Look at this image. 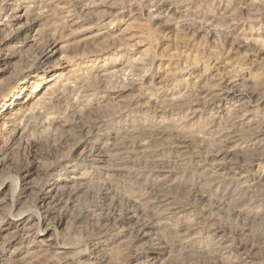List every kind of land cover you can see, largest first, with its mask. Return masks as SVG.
<instances>
[{"label":"rangeland","instance_id":"374dc122","mask_svg":"<svg viewBox=\"0 0 264 264\" xmlns=\"http://www.w3.org/2000/svg\"><path fill=\"white\" fill-rule=\"evenodd\" d=\"M34 1L26 0L22 3V6L36 3L38 0ZM230 1L231 0H200L194 5L193 9L186 14H181L175 19L170 20L169 25L165 26L164 29L161 25H163V22L168 21L166 18L160 20L154 19L151 22L145 23L137 20L147 25V28L155 35L153 45L150 48L152 58L167 52L168 44H172L176 47L174 53L181 58L177 63L181 65L186 61L192 66L190 70L191 76H186L187 80L180 75H174L165 81L163 91H160L161 95L157 97L158 103H148L152 100V95L156 94L153 89L159 87L158 81H161L168 73L174 72L165 64H161V71L155 76V80L149 81L145 85L143 89L145 94L143 93V96H139L137 92L136 97L135 93H129L123 94L116 99L110 98L109 100L99 101L100 97L104 95L103 90L106 87H114V85L117 87L119 86L112 81H103L100 78L90 81L88 77L92 74H94V76L100 74L95 73L92 67H105L108 62L112 59L116 60L119 56L114 55L115 51H112V53L109 54V58L104 56L99 64H96L98 61L93 63L86 62V56H84L83 53L98 48L100 46L99 43L103 41L102 39L98 41H87L86 39L103 29H107L108 31L112 29L110 31L113 37L118 38V34L126 27L129 17L134 11L131 7H126L120 12L119 16L113 19L111 23L104 25L103 28L98 24L96 27H99V29L86 30L93 27V24L98 21L103 12L101 8L90 6L89 10L91 11L87 15H82V11H79L77 17L80 19V23L76 26H71L69 24L68 26L65 17L71 10H60V8L54 4L57 3L58 0H53L51 2L48 0L39 1L37 6H40L41 3L44 5L49 3L50 5L41 7L43 8L42 10L38 8L36 11L37 14H41L43 22L37 28V30H39V36L36 35L37 40L35 44L32 47H20V42L24 41V37H21L13 46L8 48L2 47V44H0V69L8 70L6 84L2 88L3 90H0V111H2V105L6 103L5 99H11V96L15 94L19 88L24 86V84H21L22 82L34 81L41 83L36 78L31 80V77L33 75H37V77L40 76V79L44 77V84L34 93V85L27 84L30 87L27 95L31 94L32 96L24 97L27 103L23 105L24 108L22 110L18 111L20 115L16 119L17 123L23 121L22 128L24 129L21 130L18 136H13L15 138H11V133L9 132H5L0 137V264H25L30 257L28 256L29 252L31 253L33 250L38 249H32L33 245L43 240L46 242L54 231L53 237L56 239L59 246L70 245L73 247L68 250V252L73 255L71 256L73 259L70 258L69 261H66L63 257L60 258L56 256L53 257L50 264H78L77 262L79 260L81 262L90 259H92L90 261L94 264H149V260L152 256H156L157 258L151 261L150 264H228L221 260L216 253L208 252V245L204 246L203 242L189 251L182 250L175 239L174 233L172 234L167 224L158 226L153 230V234L150 238L138 242H135L134 237L129 233H126V236L120 240L115 239L117 236L114 231L104 230L101 226L102 216L105 212H108L109 207L113 203V197L111 196L110 198L99 201L101 186L97 185L95 181L89 183V187H81L76 202L71 205V209L67 213H62V211L59 210L53 211L49 215V218L44 222V226L41 227L45 233L43 232L40 234V228L37 226L33 227V224H36L38 219L35 211L43 213L44 210L41 209L43 208L42 206L46 207L52 202V199L42 198L44 190L49 183L54 181L58 182L68 175L71 176L73 174L72 171L77 169L81 174L92 173V171H94L93 165L98 166L102 164H100V162H87L83 160V158H80V153L83 148L80 149L78 145L81 141L97 138L101 132H108L111 136L117 134V136H120V139H129L131 135L128 132L131 128L138 127L140 122H144L145 124L153 122L151 118H148V121H146L147 117L142 118L145 116L144 113H156V110H160L162 114L166 113L165 119L168 120L169 124L163 128L165 134L161 137H155L154 140L149 141L140 149L136 141H122L124 143V154L122 157L128 159L138 158L140 163L150 166H168L173 170V174L170 176L159 175V169L155 168L154 172H156V175L153 177L148 176V171L142 173L140 177L136 174L131 178H128L127 175H121L119 179L123 186H121L117 196L118 200L116 203L114 202V205L121 208L123 206H130L134 201L147 200V197L159 191L168 197L175 198L173 199L174 203L175 200L178 202L179 199L182 205L192 203L191 200H188V198L191 199L189 191L195 186L196 181H198L196 178V169L198 163L202 161V154H199L196 148L204 141L206 131L201 133L204 131L202 122H204L205 118L210 114H208V112L202 115V117H193L197 109L194 108L189 112L181 114V116L175 117L173 114L168 113L169 111L166 110V107L187 101L188 94L178 100H176V97H181L186 87L192 85V83L200 78L204 71L202 64L205 66L209 64L214 65L213 63H215V61L221 63L228 61L230 64L233 63L232 66H236L235 71H241V75L243 76L240 85H244V87H259L260 91L262 90L261 92H264V59L259 60L251 70H246L248 61H244L245 57L243 56H245L248 50L236 49L234 40L237 35L229 32V23L231 21L228 18L222 20L217 18L212 21L210 18L208 20L212 21L214 27L206 30L202 26V22L204 23L207 21L208 14H212L213 18H215L213 12L217 9L216 14L223 13L226 5L231 3ZM3 3L4 0H0V5ZM237 3H239V5ZM240 3L241 0L235 2L237 8L240 7ZM86 4H90V2ZM17 8L18 5L12 6L9 12L17 10ZM198 9H200V13ZM84 16H86V18H83ZM227 17H229L228 14ZM240 18H242L250 28H247V30L249 29L248 31H250L247 38H252V41L248 49L258 46L254 38L264 40V0L247 1V6L243 9ZM30 20L33 19L28 14L25 19L3 27L0 31V41L6 38L12 28L25 24ZM55 31H57V38L60 44L47 50L45 49V43L48 41L47 35ZM230 35L233 37H230ZM60 47H63V54L73 57V62L71 63L72 68H62L61 66L54 65L53 63L59 58L46 59V55L51 54ZM47 51L49 52L47 53ZM230 53L234 55H230ZM77 55L80 57L75 58ZM126 60L127 57L123 56V63H125ZM200 65L202 67H200ZM69 68L75 73V80H69V82L73 83L75 81V84H73L75 89L74 95H72L71 92L64 91L49 93L46 103L39 104L36 107L34 106L33 110L29 112L36 98L40 97L42 93L45 92L44 90L50 83L47 81L49 79L52 80L56 72L66 70L64 72L68 77L73 75V73H70ZM61 81H63V79ZM64 82H67L66 79ZM90 88L96 92L87 93L86 91L91 90ZM173 91L181 92L173 97L175 94ZM116 92L117 91L114 90V92L110 94H116ZM147 93L151 94L147 96ZM88 95H91V98L88 97ZM98 97L99 99H97ZM3 100H5V102ZM19 108L21 109L22 107ZM13 110H9L10 113ZM9 111H3L2 116H8V114H10ZM154 115L152 114V116ZM100 119H106L108 121L102 126L100 132H98V121ZM158 120L159 118L157 121ZM182 120H186L187 123L191 122L192 126L193 124L201 123L197 126L199 127L197 132L195 130V134H191L190 136L188 133H185V131L179 132L176 130L179 122ZM133 122L134 124H132ZM257 126V123H252L245 127L243 131L249 130L252 133V131L256 130ZM108 140H112V138H106L101 142H97V145L94 144L92 146L96 145L103 148L104 145L109 142ZM113 141H115V139H113ZM179 143H182V150L177 148ZM191 151L196 152L191 156L190 160L189 155L188 158L185 159L184 153L188 152L189 154ZM263 151L264 147L260 150H258V148L246 149V151L237 152L236 154L240 161H250L251 155L256 153L255 155L261 157L263 160L253 161L254 173L257 172L264 175ZM63 158H67V160L61 163L60 160ZM31 162H33V166H36L33 169L34 173L27 178L20 179L16 201L14 207L11 209L10 193H8L11 184L8 183L6 179L17 177V179H15V181H17L20 177L25 176L21 174L22 171L20 172V169H25ZM222 172L227 171L225 170ZM170 183H173L174 187L171 191L167 192ZM202 183L203 182L200 184ZM178 188H180V190H177ZM261 188V190L264 191V180L261 183ZM226 189V187L222 188V195L226 193ZM215 190L216 189H213V192H215ZM146 192L148 193L147 196ZM220 192L221 190H219V194ZM211 198L216 199L213 195L210 196L207 201ZM228 200H226L227 203L221 210H214L215 212L211 217H207L199 209H196L195 212L191 210L184 223L188 221L192 223H213V229L218 230L217 232H213L212 229L208 228L202 234L203 236H197L203 237V241L211 239L216 241L224 235L223 232L220 231H225L229 240L232 239L236 244L254 246V255L257 260L264 263V204L257 215H247L238 218L237 214L231 209L232 205ZM230 200H232V198ZM119 203L120 206H118ZM20 211H24L22 218L27 221V224L24 223L26 226L22 225L23 228L20 226V223L15 222L16 219L13 217V215L21 213ZM192 213H194L193 216H191ZM61 214H66L65 217L63 216L62 220ZM149 216L152 217V213ZM133 222L129 224H134ZM49 223H52L54 227L46 230V226ZM29 224L33 227L29 232H20L16 230L27 228ZM54 228L56 230H54ZM206 231H208L207 234ZM211 234L214 235L211 236ZM99 237L101 239H98ZM108 238H113V240L103 246L99 244L102 240H107ZM99 240L101 241L99 242ZM88 245L98 248L92 255L88 254L82 256L83 254H81L80 251L84 250ZM161 247H164L165 251L161 250ZM149 249L150 251L157 252L158 255L147 254ZM162 251L164 253H162Z\"/></svg>","mask_w":264,"mask_h":264},{"label":"bare ground","instance_id":"6f19581e","mask_svg":"<svg viewBox=\"0 0 264 264\" xmlns=\"http://www.w3.org/2000/svg\"><path fill=\"white\" fill-rule=\"evenodd\" d=\"M24 1L26 0H4V3L0 5V31L3 27L25 19L28 14L33 19L25 24L12 28L6 38L0 41L2 47L4 46L5 48H8L13 46L21 37H24V41L20 42V47H32L37 40L36 35L39 36V30H37V28L43 22V18L41 17V14H37L36 11L38 8L49 6L50 4L48 3L44 5L41 3L40 6H37L39 1H43L38 0L36 3L22 6ZM48 1L51 2L53 0ZM199 1L200 0H58V2L54 4H56V6L62 11L71 10L65 17L66 24L71 26H76L80 23V19L77 17L79 11H82V15H87L91 11L89 10L90 6L101 8L103 12L101 13L98 21L93 24V27L86 30H97L99 29V27H96L98 24H100L103 28L104 25L111 23L113 19L119 16L120 12H122V10L126 7L133 8L134 11L129 17L126 27H124L120 34H118V38L113 37L110 31L112 29L109 31L107 29H103L97 34H93L86 39L87 41L103 40L102 43H99L100 46L98 48L88 51L87 53H83L84 56H86V62L93 63L98 61L96 64H99L104 56L109 58V54L112 53V51H115L114 55L119 56L116 60L112 59L108 62L105 67H92L95 73L100 74L97 76L92 74L88 77L90 81L100 78L103 81H112L119 86L117 87L113 84L114 87H106L104 90L102 89L104 95L100 97L99 101L109 100L110 98L116 99L123 94L125 95L129 93H135L136 97L137 92L139 96H143L145 94L143 90L145 85L149 81L155 80V76L161 71V64H165L174 72L168 73L161 81H158L159 87H155L153 89L156 94L152 93L153 98L148 103H158L159 101L157 97L161 95L160 91H163L165 81L174 75H180L187 80L186 76H191L190 70L192 69V66L186 61L181 65L177 63L181 58L174 53L176 47L172 44H168L167 52L160 55L157 54L158 56L152 58L150 48L153 45L155 35L151 33V31L147 28V25L142 23L151 22L154 19L160 20L162 18H166L168 21L163 22V25H161L164 29L165 26L169 25L170 20L175 19L181 14H186L192 10L194 5ZM236 1L237 0H231V3L226 5L223 12L224 14H216L217 9L213 12L215 18H213L212 14H208L207 21L204 23L202 22V26L208 30L211 27H214V24L212 23L213 19L215 20L218 18L219 20H222L228 18L231 21H229V32L237 35L236 39L234 38L236 49L244 51L248 50L243 57H245L244 61H248L246 70H251L255 67V64H257L259 60L264 59V40L254 38V41L256 42V45L258 44V46L248 49L252 41V38H247L250 32L248 30L250 28L246 25L245 21L240 18V16H242V11L246 8L247 1L249 0H241L240 7L238 8L237 5H235ZM87 2H90V4H86ZM237 4L239 5V3ZM15 5H18L17 10L9 12L12 6ZM42 9L43 8H41V10ZM199 10L200 9H198V12L200 13ZM227 14L229 17H227ZM83 18H86V16ZM210 18L212 21L208 20ZM137 20L143 22H139ZM247 28L249 29L247 30ZM231 36L232 35H230V37ZM47 38L48 41L45 43V49L47 50L60 44L59 39L57 38V31L48 33ZM62 50L63 47L56 49L51 54L46 55V59L59 58L53 63L54 65L61 66L62 68H72L71 63L73 62V57L66 56V54L62 53ZM48 52L49 51H47V53ZM231 54L233 53H230V55ZM123 56L127 57L125 63L122 61ZM78 57L80 56L77 55L75 58ZM213 64L214 65L209 64L206 66L202 64L204 71L200 78L192 83V85L186 87V90L181 94V97H176V100H178L188 94L187 101L179 104H172L166 107V110L169 111L168 113L173 114L175 117L179 115L181 116V114L189 112L194 108L197 109L193 114L195 115L193 117H202V115L208 112V114H210L205 118L204 122H202L204 131L201 133L206 131L204 141H202L196 148L198 153L202 154V161L198 163L196 169V178L198 181H196L195 186L189 191L191 199L188 198V200H191L192 203L182 205L180 199H177V196L176 199L178 202L175 200L174 203L173 199L175 198L168 197L159 191L147 197V200L144 199V201H134L130 206H123L121 208L114 205V202L116 203L118 200L117 196L120 192L121 186H123L119 179L121 175H127L128 178H131L136 174L140 177L142 173L148 171V176L153 177L156 175V172H154L155 168L159 169V175L162 174L164 176H170L173 174V170L168 166H150L148 164L140 163L138 158L128 159L122 157L124 154V143L122 141H136L140 149L143 148L149 141L154 140L155 137H161L165 134V130H163V128L169 124L168 120L165 119L166 113L162 114L160 110H156L157 114L144 113L145 116L142 118L147 117L146 121H148V118H151L153 122L150 124L140 122L138 127L131 128L128 132L131 135L129 139H120V136H117V134L111 136L108 132H101L97 138L81 141L78 145L80 149L83 148L80 153V158H83V160L87 162H100V164H102L98 166L93 165L92 167H94V171H92V173L81 174L76 168L77 170L72 171L73 174L71 176L68 175L66 178L60 179L58 182L54 181L49 183L47 188L44 190L42 198L52 199V202L49 203V207L42 206L43 208L41 209L44 210L43 213L41 212L42 214L40 211H35L38 219L36 224H33V227H39V233H43L44 230L41 229V227L44 226V222L47 218H49V215L53 211L59 210H61L62 213H67L71 209V205L76 202L81 187H89V183L95 181L97 185L101 186L99 201L110 198L111 196L113 197V203L109 207L108 212H105L102 216L101 226L104 230L107 229L108 231H114L117 236L115 239L117 240H120L126 236V233H129L134 237L135 242H138L140 240L150 238L153 234V230L158 226L167 224L172 234L174 233L175 239L182 250L189 251L203 242L204 246L208 245V252L216 253L221 260L227 262L228 264H264L257 260L254 255V246L236 244L232 241V239L229 240L225 231H220L223 232L224 235L216 241L213 239L203 241V237L199 236H203L202 234L206 229L210 228L213 232L218 231L213 229V223H192L191 221L184 223L191 210L195 212L196 209H199L204 215L211 217L215 212L214 210H221L227 203L226 200L228 199L232 205L231 209L237 214L238 218L247 215H257L260 212V208L264 204V191L261 190V183L264 180V175L257 172L254 173L253 170V161H258L262 158L255 155V153L251 155L250 161H240L236 154L237 152L246 151V149L250 150L258 148V150H260L264 147V92H261L262 90L260 91L259 87H244V85H240V82L243 80V76L241 75V71H235L236 66H232L233 63L230 64L228 61H225V63L215 61ZM202 66L200 65V67ZM70 68V73H73L70 77H68L64 72L66 70H63L61 72H56L53 79H49L47 81L50 83L44 90L45 92L42 93L40 97L36 98L34 104L30 107L29 112L33 110L34 106L36 107L39 104L41 105L42 103H46L48 100L47 95L49 93L64 91L71 92L72 95H74L73 93L75 89L73 84H75V81L73 83L69 82V80H75V73ZM7 77L8 70L0 69L1 91L6 84L5 82ZM31 78V80L36 78L41 83L34 81L22 82L21 84H24V86L19 88L17 92L11 96V99H5L6 103L2 105V111H0V137L5 132H9L11 133L10 137L15 138L13 136H18L21 133V130L24 129L22 128L23 121H19L17 123L16 119L20 115V112L18 111L22 110L24 108L23 105L27 103L26 98L24 99V97L32 96L31 94L27 95L30 89L28 85H34V93L42 84H44V77L40 79V76L37 77V75H33ZM62 79L63 81H61ZM65 79L67 82H64ZM90 89L91 90L86 92H96L92 90V88ZM114 90L117 91L116 94H110L111 92H114ZM180 92L173 91V93H175L173 97H175V95L177 96ZM148 94L151 93H147L146 95L148 96ZM88 97L91 98V95H88ZM97 99H99V97ZM5 100L3 101L5 102ZM19 107L22 108L20 109ZM11 109L14 110L10 113L9 110ZM3 111H9L10 114L6 113L8 116H2ZM152 114L155 115L152 116ZM158 118L159 120L157 121ZM107 121L108 120L106 119H100L98 121V132H100V129ZM200 123L193 124L192 126L191 122L187 123L186 120H182L179 122L176 130L179 132L185 131V133H188L191 136V134H195V130L197 132L199 128L197 126ZM252 123H257L258 126L256 130L252 131V133L249 130L244 132L243 130L245 127L251 125ZM132 124H134V122ZM106 138H112V140H108L109 142L106 143L103 148L96 146L97 142H101ZM113 139H115V141H113ZM94 144L96 145L92 146ZM177 148L182 150V143H179ZM195 152L196 151H191L189 154L188 152H185L184 158L187 159L189 155L190 160L191 156H193ZM262 153L264 156V151ZM66 160L67 158H63L60 162L62 163ZM33 165V162H31L25 169H20V172L22 171L21 174H24L25 176L20 177L17 181H15L17 177L6 179V181L11 184L8 189V193H10L11 209L14 207L16 201L15 199L18 193V184L20 179L25 177L27 178L34 173L33 169L36 166ZM225 170L227 172H222ZM199 182L203 183L200 184ZM173 187V183H170L167 188V192L171 191ZM224 187L227 189L226 193L222 195V188ZM213 189H216L215 192H213ZM177 190H180V188ZM219 190H221L220 194ZM147 195L148 193L146 192V196ZM213 195L216 199L211 198L207 201V199ZM231 198L232 200H230ZM118 206H120V203ZM20 212L21 213L17 215H13L16 219L15 222L20 223V226H26L27 221L22 218L24 211ZM151 213L152 217L149 216ZM193 215L194 213L191 214V216ZM60 216L62 220L63 216L65 217L66 214H61ZM132 222L134 224H129ZM24 223L26 224L24 225ZM33 227L29 224V227L27 228L16 230L20 232H29ZM53 227V224L49 223L46 226V230ZM54 230L56 229L54 228ZM207 232L208 231H206V234ZM54 233L55 231L53 234ZM53 234L46 242L43 240L33 245L32 249H38L33 250L31 253L29 252L28 256L30 257L25 264H50L53 257L56 256H59L60 258L63 257L66 261H69L70 258L73 259V257H71L73 255L68 252V250L73 247L70 245L59 246L56 239L53 237ZM213 235L214 234H211V236ZM98 239L101 238L99 237ZM111 240H113V238H108L107 240L102 241L99 240V242L101 241L99 244L103 246L108 244ZM97 248L98 247H91L88 245L84 250L80 251V253L83 254L82 256L88 254L92 255ZM160 249L165 251L164 247H161ZM162 253L164 252L162 251ZM147 254L158 255L157 252L150 251V249ZM155 258L157 257L152 256L149 262L151 263V261ZM90 260L81 262L79 260L77 263L94 264Z\"/></svg>","mask_w":264,"mask_h":264}]
</instances>
